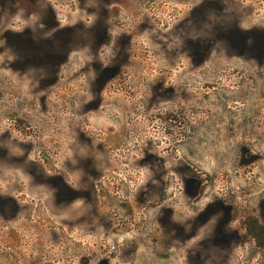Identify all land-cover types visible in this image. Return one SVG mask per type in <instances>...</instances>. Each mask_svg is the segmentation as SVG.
<instances>
[{
  "label": "rangeland",
  "instance_id": "obj_1",
  "mask_svg": "<svg viewBox=\"0 0 264 264\" xmlns=\"http://www.w3.org/2000/svg\"><path fill=\"white\" fill-rule=\"evenodd\" d=\"M41 1L0 0V164L23 192L0 264H264L242 226L264 224V20L240 0L239 26L201 30L203 0Z\"/></svg>",
  "mask_w": 264,
  "mask_h": 264
},
{
  "label": "flooded vegetation",
  "instance_id": "obj_2",
  "mask_svg": "<svg viewBox=\"0 0 264 264\" xmlns=\"http://www.w3.org/2000/svg\"><path fill=\"white\" fill-rule=\"evenodd\" d=\"M32 3H37L36 5L42 3L41 0H30ZM242 5L245 7H250L253 10L254 14H258L256 19L257 20H264V0H240ZM109 5H120V2H107ZM101 4V2H100ZM233 5L230 8V5ZM48 6V4H46ZM241 9H244L240 6ZM237 5H235L232 2H229L228 0H203L200 2V6L193 8L191 11V15H200V21L198 22L199 28L198 30H201L204 25L207 24H219V25H224L225 24H230L233 23L237 26L241 24V22L248 16V15H242L241 9ZM245 10V9H244ZM246 11V10H245ZM248 12V11H247ZM52 16H54L52 12ZM201 32V31H198ZM1 52V51H0ZM68 55L66 58H64V61L67 62ZM125 64V60L119 64L115 71H118L121 67H123ZM16 70V67H14ZM104 77V78H103ZM106 76L103 75H97L93 79V81L89 84V87L91 89V100L90 103L87 104V110L86 111H95V110H100L103 107V104L105 101L102 98L104 88L107 86L108 81L105 80ZM57 82L51 81L50 85H54ZM105 135V134H103ZM10 146L6 145H1L0 148V157L4 159L5 157V149L4 148H9ZM106 148H112V146L107 144ZM3 163V162H1ZM17 164L21 165V162L17 161ZM4 165V164H2ZM0 164V219L2 221H5V206H6V200L8 202H11L14 204L15 209L13 210V214L17 215L20 212V207L19 204H17V201L15 200L16 198H19L23 192H22V185H21V179L18 177H11L7 176L8 173L5 172V167H3ZM114 172H111V175L107 174L102 176L100 182H101V187L104 191L108 192L110 195L116 196L119 193L120 187H122V181L118 178H115ZM72 194L71 199H75V197H79L77 194L70 193L69 195ZM70 199V198H69ZM171 214V212H170ZM253 217V216H252ZM255 218V217H254ZM246 220V217L243 219L242 226L244 228V231L246 232V229L244 227V222ZM256 220L262 224L257 218ZM264 225V224H262ZM247 234V232H246ZM247 236L255 243V241L247 234Z\"/></svg>",
  "mask_w": 264,
  "mask_h": 264
},
{
  "label": "trees",
  "instance_id": "obj_3",
  "mask_svg": "<svg viewBox=\"0 0 264 264\" xmlns=\"http://www.w3.org/2000/svg\"><path fill=\"white\" fill-rule=\"evenodd\" d=\"M244 227L247 234L255 241V245L264 250V225L252 216L246 217Z\"/></svg>",
  "mask_w": 264,
  "mask_h": 264
}]
</instances>
